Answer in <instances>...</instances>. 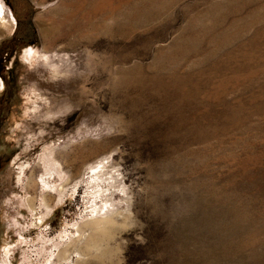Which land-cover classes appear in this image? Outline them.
Wrapping results in <instances>:
<instances>
[{"label":"rangeland","instance_id":"1","mask_svg":"<svg viewBox=\"0 0 264 264\" xmlns=\"http://www.w3.org/2000/svg\"><path fill=\"white\" fill-rule=\"evenodd\" d=\"M0 10V264H264V0ZM99 161L117 222L57 259Z\"/></svg>","mask_w":264,"mask_h":264},{"label":"bare ground","instance_id":"2","mask_svg":"<svg viewBox=\"0 0 264 264\" xmlns=\"http://www.w3.org/2000/svg\"><path fill=\"white\" fill-rule=\"evenodd\" d=\"M82 182L85 188V193H87L86 200L92 207L90 208L91 214L93 213L94 215H91V218H87L85 220L83 224L84 227L72 229L70 232L66 233V235L62 236L60 241H57L55 238L49 239L53 246V250L51 249L50 253L52 256L55 255L57 259H64L66 257L69 252V245H76L78 237L88 238L89 240L93 238L95 242L94 244H86L88 251L91 250L94 245L99 246V243L97 242L98 239H100V236L102 234L104 236L106 232H108L117 222L118 210L115 208L116 212H114V207H107L109 197L114 194L113 189L117 187V175L112 170H110V164L108 162L99 161L96 164L91 165L89 169H86L84 172V178ZM63 186L64 185L62 184L61 187L64 188ZM59 191L62 190L60 189ZM97 205L99 207H96ZM103 209H105V211L103 213H99ZM32 212L35 217L31 222L32 225L27 226H35L38 225V223H41L46 213L38 212L34 208ZM38 214L40 215L38 216ZM86 228L88 230H86ZM85 231L87 235L84 234ZM75 234L77 235L76 237H74ZM54 239L56 240L55 242ZM64 244L65 246H63ZM6 255L7 250H5V253H3L4 259H6ZM82 255H85V252L84 254L82 252ZM54 259L55 257H51L50 260L49 257V264H54ZM6 264H9V262H6Z\"/></svg>","mask_w":264,"mask_h":264}]
</instances>
